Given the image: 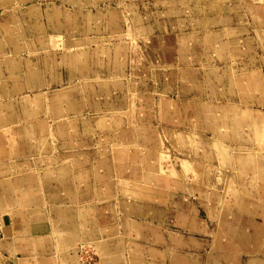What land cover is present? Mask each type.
I'll return each instance as SVG.
<instances>
[{
	"label": "rangeland",
	"instance_id": "rangeland-1",
	"mask_svg": "<svg viewBox=\"0 0 264 264\" xmlns=\"http://www.w3.org/2000/svg\"><path fill=\"white\" fill-rule=\"evenodd\" d=\"M187 1L160 0L159 41L141 43L130 30L114 37L112 50L91 42L63 59L39 39L33 53L28 42H13L19 29L12 23L1 54L32 55L40 79L51 74L53 82L15 93V122L13 96L3 94L0 176L31 169L38 182H102L98 196L114 190L138 231L147 229L144 245L160 249L150 253L158 264H264V251L246 250L230 234L235 224L251 233L254 219L257 242L264 240V0H227L228 11L212 9L220 0H211L213 7L209 0L208 12L180 11ZM3 2L4 11L57 3L70 11L57 17L65 30L83 22V12L92 25L90 11L98 7L84 0ZM197 16L202 25L192 22ZM79 27L70 32L81 35ZM205 32L214 35L210 43ZM159 45L160 62L153 58ZM61 71L65 85L55 78ZM82 244L98 263L95 243ZM0 255V264H9Z\"/></svg>",
	"mask_w": 264,
	"mask_h": 264
},
{
	"label": "crops",
	"instance_id": "crops-1",
	"mask_svg": "<svg viewBox=\"0 0 264 264\" xmlns=\"http://www.w3.org/2000/svg\"><path fill=\"white\" fill-rule=\"evenodd\" d=\"M84 1V5L98 6L90 11L94 23L88 25L86 22L89 23L91 20L85 19L90 17L89 13L83 12V22L74 20L71 25H65V30L64 25L57 24V17L64 14L69 16L70 11L65 9L61 11L57 3L49 4L44 9L42 3L34 2L26 8L15 5L12 9L4 11L1 7L5 3L0 0V57L5 56L1 54L5 53L3 37L5 30L12 23L19 29L18 33L13 32L10 35L13 42H20V40L28 42V51L33 53L37 50L36 42L39 39L44 42L43 49L45 48L48 54L55 57L60 54L61 59L68 55V51L80 49L91 42L99 41L103 44L108 42L112 44L109 46L112 50V47H116V43L113 42L114 37L122 32L129 35L130 30H133L137 36L135 40L141 43L150 37L154 42L160 40V0ZM201 1L188 0L187 7L179 8V10L208 12L209 0H205V3L208 1L207 5H199ZM64 2L74 4L77 0H64ZM101 4L104 5L101 6ZM211 4L213 7L212 1ZM215 5L216 7L212 9L222 11L229 9L227 0H220L219 4L216 1ZM21 13H24L28 22L23 28L19 24ZM220 16L221 19L226 17L225 14ZM257 18L260 21V16ZM191 19L195 24L202 25L205 22V19L202 18V20L199 16ZM208 24L207 22L206 25ZM80 25H83L80 30L81 35L70 32L71 28L80 29ZM161 25L163 27L164 22ZM25 27L28 31H25ZM44 27L45 32H43ZM38 28L41 30L39 34L36 32ZM225 29L227 32L231 30L228 27ZM213 38V34L205 32V43H210ZM157 47L158 50L153 53V58H157L160 62V45ZM75 57H78V54ZM3 59V57L0 58V105L3 104V94L9 92L8 94L13 96L11 97L13 107L9 112L11 114L9 118L11 122H15L18 121L14 114L15 96H17L15 93L42 88V84L48 85L53 82V79L51 74L45 80L44 77L40 79L37 63L32 55L17 58L7 55L5 60ZM63 75L61 71L56 73L55 78L65 85L68 79H65ZM156 103L160 105V101ZM1 168L3 167L0 166ZM0 172L4 173L3 170ZM36 175V171L30 169L23 173L13 172L7 177L0 176V219L2 221L0 253L5 256L9 264H78L76 260H78V249L82 242L95 243L101 258L96 264H158L150 257V253L155 251L160 253V249L144 245L145 237L143 236L148 235L147 229L145 233L143 229L141 232L138 231L125 215L126 213L122 211L115 198L114 190H110L109 196L103 199L96 193L102 182H73L72 179L64 181V177L56 182H38ZM249 221L256 227L251 233L241 230L235 224L236 226L230 227V234L232 238L239 240L246 250L264 251V240L257 242L256 236L260 234L256 226L257 221L254 219Z\"/></svg>",
	"mask_w": 264,
	"mask_h": 264
},
{
	"label": "built area",
	"instance_id": "built-area-1",
	"mask_svg": "<svg viewBox=\"0 0 264 264\" xmlns=\"http://www.w3.org/2000/svg\"><path fill=\"white\" fill-rule=\"evenodd\" d=\"M1 236H2V221L0 219V238H1ZM87 249L88 248L85 245H80L79 249H78V253H79V256H80V260L81 261L83 260L82 263L91 264L92 260H90V258H91L90 255H88V254L86 255Z\"/></svg>",
	"mask_w": 264,
	"mask_h": 264
},
{
	"label": "water",
	"instance_id": "water-1",
	"mask_svg": "<svg viewBox=\"0 0 264 264\" xmlns=\"http://www.w3.org/2000/svg\"><path fill=\"white\" fill-rule=\"evenodd\" d=\"M0 258H2L1 255H0Z\"/></svg>",
	"mask_w": 264,
	"mask_h": 264
},
{
	"label": "bare ground",
	"instance_id": "bare-ground-1",
	"mask_svg": "<svg viewBox=\"0 0 264 264\" xmlns=\"http://www.w3.org/2000/svg\"><path fill=\"white\" fill-rule=\"evenodd\" d=\"M80 246V245H79Z\"/></svg>",
	"mask_w": 264,
	"mask_h": 264
}]
</instances>
